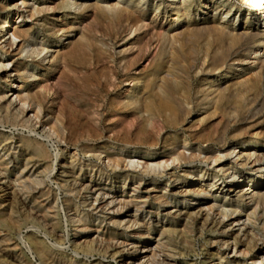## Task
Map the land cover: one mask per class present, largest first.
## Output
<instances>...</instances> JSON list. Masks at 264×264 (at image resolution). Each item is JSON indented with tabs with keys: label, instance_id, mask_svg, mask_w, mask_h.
Instances as JSON below:
<instances>
[{
	"label": "rangeland",
	"instance_id": "rangeland-1",
	"mask_svg": "<svg viewBox=\"0 0 264 264\" xmlns=\"http://www.w3.org/2000/svg\"><path fill=\"white\" fill-rule=\"evenodd\" d=\"M15 1L18 0H9L6 5L0 3V26L3 18L10 22L15 20L11 9ZM26 1L33 6H41L45 2L54 9L47 12L43 10L32 18L25 17L26 27L34 29L33 37L24 43L19 60V55H13L11 46L6 45V50L11 54L5 62H11L10 66L15 61L25 63L21 71L24 70L27 76L18 77V81L25 79L27 86L23 92L27 91L34 103L40 105V118L57 116L58 123L61 119L58 125L62 130L59 129L60 132L55 134L48 130V125L44 127L35 124V120H26L30 113L21 114L14 105H10L9 110L17 114L15 118L0 114V156L9 161L6 175L0 172V264H57L37 253L34 249L36 239L44 240L46 249L53 258L57 257V262L122 264V259L134 254L133 264H136L139 260L137 257L142 255L141 244L147 237L143 227L140 229L141 237L129 238L127 243H133L121 249L116 248L114 243L112 246L110 242H102L100 237H95L97 234L93 230L79 232V227L69 221L74 212L73 204L78 206L79 211H84L83 214L90 211L87 205L94 203L93 199L97 195L94 188L112 191L125 199L129 198L131 192L144 197L147 195L146 202L140 208L141 216L144 215L145 224L151 222L149 237H160L164 244L162 250L156 251L161 253H158V258H164L163 253L173 254L168 258L169 261L165 259L172 264H253V260L264 256L260 251L264 247V169L258 173L262 165L259 162L252 163L254 156L250 162L244 163L242 160L254 151L264 152V66L263 76L258 77V80L251 77L243 84L239 82L240 78L231 79L229 88L218 100L217 109L211 113L212 107H208L197 93L201 79L212 69L210 65H200L202 45L207 35L200 33L193 38L164 40L159 34L161 29L177 28L179 24H185L186 20H174L175 25L172 26L171 12L166 18L156 12L159 15L157 19L151 17L154 11L145 5L143 9L147 13L148 27L131 34L129 26L117 19L101 16L94 9L63 17V12L69 10L56 8L59 0ZM251 9L257 10L256 7ZM91 27L101 34L98 38L103 37L101 47L105 48L96 56L97 62L86 70L69 58H66L63 66L57 61L53 69L41 60L43 53L29 56L31 48H52V44L59 42L62 45L58 47L59 52L67 55L78 42V36H88V28ZM239 41L240 45L238 42L236 47H244L245 40ZM219 43H223L222 46L226 48L225 42L221 40ZM260 49L261 45L257 44L251 52ZM229 63L226 62L224 69ZM137 71H142L141 74L146 78L156 73L164 75V85L170 100L175 102L176 98L178 107L183 101L189 106L181 109L184 112L178 111L177 117L173 119L167 116L163 120L152 118L144 122L146 125L141 123V113L131 107L123 108L121 104L130 87L126 79L137 74ZM31 72L37 75L28 76ZM12 81H15V77H7L0 71V94L5 95L3 107L12 98L8 94L13 90L10 91L7 85ZM141 85L133 90H138ZM153 97L157 101V96ZM49 122L51 124L53 120ZM138 135H141L140 138ZM253 135L262 142V148L239 144L245 139L254 140ZM182 140L188 143L187 148L180 147ZM235 145L234 153L227 155ZM37 146L44 150L43 156H39ZM104 149L111 151L113 156L120 154L125 158L127 153L135 150V158L147 162L169 158L174 155V150L183 149L188 162L170 165L164 171L165 175L161 169L158 175L156 169L145 172L129 164L126 170L123 165L116 167L118 173L114 175L112 168L104 162V153H100ZM120 150H125V153H120ZM154 152L166 154L155 158L150 156ZM192 153L196 155L192 156ZM215 156L223 157L214 163L212 158ZM25 163L29 167H36L35 172H20ZM223 169L234 172V181L244 176L246 182L239 184L234 191H228L231 176L229 172L224 174ZM99 171L104 174L103 180L97 179ZM108 174L112 179L107 178ZM137 174L143 179L140 186ZM200 175L203 176L201 179ZM35 176L39 178L38 181L33 180ZM20 180L22 185L19 184ZM217 183H222L224 187L217 189L212 186ZM167 191L175 201L166 206L159 201L158 195ZM42 199L48 201L44 209H48L53 216L54 226H49L45 218L34 214L35 209H38L37 202ZM106 199L109 200L108 197ZM208 203L213 205L214 214L221 203L226 204L227 208L229 205L231 208L240 207L239 210L243 212L252 210V235L247 233L248 229L242 228L241 222L232 223L233 218L219 222L212 213L207 217L205 210ZM130 205L136 206L132 202ZM112 208L111 211L105 210L104 214L118 209L117 205ZM243 215L240 214L241 218H244ZM124 216L132 218L129 212ZM233 217L236 215L233 214ZM157 219L160 222L156 223ZM96 225H90V229ZM118 231L131 232L122 226ZM117 239L121 240L119 237ZM234 242L238 252H233L231 247L223 248L224 243L232 245Z\"/></svg>",
	"mask_w": 264,
	"mask_h": 264
},
{
	"label": "bare ground",
	"instance_id": "bare-ground-1",
	"mask_svg": "<svg viewBox=\"0 0 264 264\" xmlns=\"http://www.w3.org/2000/svg\"><path fill=\"white\" fill-rule=\"evenodd\" d=\"M8 2L9 0H0V3L5 4V5L8 4ZM145 5L149 6L151 11H154V14L151 15V17L157 18L159 15L156 14V12H158L160 14H163L164 18H166L168 12H171L172 13L171 23H173L174 20L175 22L176 20L177 22L178 21L181 22V20H186L185 24L184 23L179 24L177 28L169 27L167 29H161L159 31V34L164 40L166 39L175 40L177 38H183V37L193 38L194 35H198L200 33H205L207 35V38L205 36L207 40L202 45V50H201L202 55H201L200 65L202 67H207L208 65H210L212 66V69H211V73L210 72L209 74L205 73L204 76L206 77L201 79L202 83L200 84V88L198 89L197 93H199V95L202 97V100L205 102V104L208 107H212V110L210 111L211 113H214L215 109H217L218 100L222 99L221 98L223 97L222 93L226 89L229 88V84H230L229 81H231V79L236 80L237 78H240L238 79L239 82L240 83L242 82L244 84L251 77L253 78L256 77L255 78L256 80L261 75L263 76L264 73L262 74V68L264 66V50L262 51V49L264 48V0H240L239 2H236L235 0H157L156 2H154V0H59L56 5V8H59V9L63 8L64 10L66 9L69 10V12H63L62 14L63 17H65L67 14H70V13L79 14L88 9H94L95 11L99 12L101 16L109 18L110 20L117 19L119 22L126 24L127 26H129V30L131 31V34H133L136 31H141L148 27V22H147L148 18L146 17L147 13L143 9ZM251 7H256L257 10L255 9L256 11H254V9L252 10ZM11 9L13 10V14L15 15V20L13 19V21L10 22V20L8 21L6 20V18H3L2 25L0 26V53H1L0 71L7 77H15V81H12L11 83L7 84L9 90L10 91L13 90V92L8 94L9 97L12 96V98L9 99V102L5 107L2 106V100L5 98V95L0 94L1 95L0 96V114L15 118L17 114L9 110L10 105H14V107H16V109L19 110L21 114L28 115L30 113V115L27 116L26 120H33V121L35 120L34 122L35 124H38L44 127L48 125V130L57 134V132H60L59 129L62 130V128H59L60 125H58L59 123H61L60 122L61 119L58 123L57 116L54 118L47 117L46 119L40 118V113H41L40 105L34 103L32 96H30V94L27 91L23 92V90H25L27 86L25 85L26 84L25 79L23 80L21 79V81H18V77L24 78L25 76H27L24 70L21 71V68H23L25 63H19L18 61L17 62L15 61V63H13L10 66L9 64H11V62L10 63L5 62L7 56L11 54L10 52L6 50L5 48L6 45L11 46V52L13 55H19L20 52L24 48V43L29 41L30 38L33 37L34 29L31 26L26 27L28 24L25 23L26 21L24 22L25 17L32 18L36 13H40L44 11L47 12L54 8H52L50 5H48L45 2L41 6H38V5L33 6L29 4L26 0H18L11 4ZM174 23L172 24V26L175 25ZM60 30L62 31L63 29H60ZM95 30L96 29L92 27L88 28V36L80 34L78 36V42L74 46L73 50L67 55H61L62 53L59 52L60 49L58 47L62 46L61 42H59V43L52 44L51 45L52 48H47L45 46L31 48L29 56L31 55L39 56L41 53H43V55L41 56V60L46 61L50 65V68H53V69H55L54 66L56 65L57 61L60 64V66H63L66 58H69L70 60L75 62L77 65L84 67L86 70L87 67L89 68L93 64H95V61L98 60V59H95L96 56L100 54L101 51L103 52V48H105V47L103 48L101 47L102 44L104 43L102 41L103 37L102 39L98 38V36H101V34H99L97 30L96 31ZM240 39L241 41L245 40L244 41L245 43L243 45L244 47L242 46L236 47L238 42L240 45V41H239ZM221 40L222 42H225L226 48L222 46L223 43L222 44L219 43ZM213 42L215 43L217 42V43L214 44ZM257 44L261 45V49L254 51L252 53L251 52L252 48ZM172 53L173 52L171 51L170 54ZM250 53H252V55L248 56V54ZM100 56H98V58H100ZM21 57L22 56L19 55L18 60L21 59ZM209 61H210V64H209ZM227 61H230V63L228 67L224 69V66L226 65ZM33 72L29 73L28 76L35 77L37 74H34ZM141 72L137 71V74H135L131 78L126 79L127 81H129L128 84H130V87L127 89L125 93V98L123 102L120 101L121 104L123 103L122 107L123 108L131 107L135 110V112L141 113V116H140L141 123L142 122L146 123L152 118H161V120H163L164 118L166 119L167 116L172 119L177 117L178 111L180 112L181 109L186 107L187 103L183 101L179 103V107H178L176 105V103L178 102L176 98L173 97L176 100L175 102H172L174 100L172 101L170 100V95L167 94L166 92L167 88L165 89V85H164V75L161 76L158 73H156L155 75H153V77L146 78L141 74ZM262 76L260 78H262ZM140 83H142L141 87L138 90L137 89L133 90L135 87L137 88L140 85ZM43 87H45L44 89L46 92V89H47L46 85ZM44 89H42V91H44ZM153 96H157L156 98L157 101H155ZM188 106L189 104L187 105V107ZM115 111H117L116 108H115ZM51 120H53V122L49 124L50 123L49 121ZM180 122L181 120H179V123ZM144 127L145 126H143L142 129H144ZM68 135H69V132H68ZM140 136L138 138H140ZM253 139L254 140L245 139L239 144H246V145L250 144L253 147L255 146L256 147L258 146L260 148L263 147L261 145L262 142L258 141V137H254ZM186 146H189L188 143L182 140V144L180 147L187 148ZM235 147L236 145L231 147L227 155L234 153ZM37 148H38V151L40 152L39 156H43L44 150L40 146H37ZM105 149L104 151H101L100 153L102 152L104 153V158L106 160L104 162H107V165L112 168L114 175L118 173L115 170L116 167L120 168L123 165L126 170V166L128 164L130 167L134 169L140 167L145 172L149 169L150 170L156 169V171H158V175L161 169L162 170L161 173L165 175L164 171L167 170L170 165L179 164L181 161L182 162L187 161V158H186L185 152H183V149L174 150L173 152L174 155L170 156L169 158H166V159L160 158L158 160L156 159L150 160L149 162L142 161L141 159H136L135 154L137 153V151L135 150L131 151L132 153H127L126 158H125L124 156H120V154L113 156L111 151H107ZM119 152L125 153V150H120ZM165 154L166 153L164 152H154L150 156L159 158L156 156H159V155L164 156ZM191 155L195 156L196 154L192 153ZM239 156L241 155L239 154ZM252 156H254V158H252ZM222 157L223 156H215L212 158V160L214 161V163L219 162L221 161ZM242 157H245V156H242ZM251 158H252L253 164H256L258 162L261 163L262 166H260V169L258 168L259 169L258 173L260 174L262 170L264 169V152L258 153L254 151L252 153L247 154L246 157L242 160H244V163H246V162H250L249 160ZM8 163L9 161H7L5 157L0 156V172H2L4 175H6V171H8ZM35 169L36 167H29L25 163L23 168L20 170V172L26 171L27 173L30 171L31 173H34ZM229 170L223 169L222 172L224 174H227ZM62 172H64V170H62ZM109 174L107 178L112 179L110 178ZM96 176H97V179H102L104 177V174L99 171L97 172ZM230 176H231L230 178L231 184H229V187L227 189L228 191H234L237 187L240 186L239 184H241L242 182L243 183L246 182V179L244 176H241V178H238L237 180L234 181L233 180L234 172H231ZM127 177L128 175H126V178ZM135 177L137 176H133V178ZM202 177H203L202 175L199 176L200 179ZM38 179L39 178L37 176L33 178L34 181H38ZM137 180H139L138 184L140 186V184L143 181L142 176L140 174L138 175ZM19 182H20L19 184L22 185V181L20 180ZM212 186H216L217 189L219 188L222 189L224 187L222 183H217ZM101 191H102L101 188H94V192H97V195L93 199L94 203H89L87 205L90 211L86 212L85 214H83L84 211H79L77 205L75 204L72 205L74 206L73 207L74 212H73V216L70 218L69 221L77 225V227H79L78 228L79 232L85 231L87 229L93 230L97 234V235L95 234L96 235L95 237H100L102 242L103 241L110 242L112 243V246L114 243L116 248L119 247L122 249L124 245L126 244L129 245V243H133L132 241L127 243L129 238H136L140 236V229L143 227V229H146L147 231L146 232L147 237H145L146 239L143 240V244H141L142 255L137 257L139 258V260H137L136 264H143V263L144 264H172L168 262L169 261L168 258H170V256H173V254L163 253L164 258L162 259L158 258L160 257L158 256L159 255L158 253L160 252H156V251L160 249L162 250L164 248V244L161 241L160 237L156 239L155 238L151 239V237H149L148 232L151 226V222H148L147 224H145L144 219H143L144 215L141 216L140 208L143 207L142 203L144 204L146 202L148 196L146 195V197H144L136 193L133 194V192H131L129 194V198L125 199L122 197L119 198L118 196L113 194L112 191L111 192H104V191L101 192ZM205 195L206 197L208 196V194H205ZM106 197L109 198L108 201ZM159 198H160L159 201L165 204L166 206L169 205L171 202L175 201V198L168 191L164 193L162 192L160 195H158V199ZM95 202L97 203L95 204ZM131 202L135 203L136 206L134 207L130 205ZM45 203H48V201L44 199L37 202L38 209H35L34 214L36 213L37 215L45 218L44 220L48 221L47 223H49V226H52V225L54 226L52 222L53 216L51 215L48 209L46 208L44 209ZM247 204L248 203H246L245 205ZM116 205L118 209L115 212L104 214L105 210L111 211L113 210L112 207ZM124 207L126 209L122 211ZM212 207L213 205H210L209 203L206 206L205 211H207L206 213L207 217L210 215V213H212L213 215L217 216V218L219 219V222H223L224 220H230L231 218H233L232 223L239 224V222H241L242 228L248 229L247 231L248 234L252 233V230L254 228V222L252 219L254 216V212L252 210H250L249 212H243L239 210L240 207L231 208L229 205L227 208L226 204L221 203L220 205L216 207V212L214 214ZM128 212L132 217L131 219L126 218V216H124ZM242 213L244 214L243 215L244 218H241L240 216V214ZM233 214H235L236 217H233ZM158 222L160 221L157 219L156 223ZM95 223H97L96 227L93 229L92 228L90 229L91 227L90 225L95 224ZM160 224L164 225L165 223H160ZM121 226L122 228L123 227L126 228L127 231L130 230L131 231L130 234H127L125 231L119 232L118 228H120ZM164 230H166V228ZM118 237L121 239L120 241H118L117 239ZM34 245H35L34 249L37 251L38 254L44 257L45 260L50 259L49 262L54 261V263L56 262L57 264H66L64 261H61V260H58L57 262L56 260L57 257L56 259L52 257V254L50 253V251L46 249V244L44 240L36 239L34 241ZM230 247L232 248L231 250L233 252H238L236 242L232 243V245L225 244V243L223 244V248L230 249ZM260 251L264 253V247L261 248ZM135 257L136 255L134 254H131L128 257H125L124 260L122 259V264H133V261H134L133 259ZM165 259H167L168 261ZM257 259L253 260L252 263L253 264H264V256H261L259 260Z\"/></svg>",
	"mask_w": 264,
	"mask_h": 264
}]
</instances>
